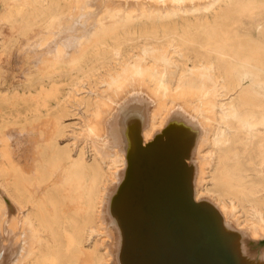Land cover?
<instances>
[{
    "label": "bare ground",
    "instance_id": "obj_1",
    "mask_svg": "<svg viewBox=\"0 0 264 264\" xmlns=\"http://www.w3.org/2000/svg\"><path fill=\"white\" fill-rule=\"evenodd\" d=\"M100 4L0 0V264H264V0Z\"/></svg>",
    "mask_w": 264,
    "mask_h": 264
},
{
    "label": "rangeland",
    "instance_id": "obj_2",
    "mask_svg": "<svg viewBox=\"0 0 264 264\" xmlns=\"http://www.w3.org/2000/svg\"><path fill=\"white\" fill-rule=\"evenodd\" d=\"M103 1L105 2V0H101V4H100L101 7H102V3H104ZM132 1H135V0H132ZM24 40H25V37L18 38L15 44L8 50L6 55H4L2 60L0 61V65L2 66V71L0 74V80H1L0 89H5L7 87H12V86H16L20 88L23 78H25L26 76V72L33 68L32 62L33 63L36 62L34 57H27L25 50H22L23 47L25 46L24 44H26ZM19 47H21L22 49L19 50L20 49ZM23 53H24V56L22 55ZM22 57H24V59H22ZM29 60L31 62H29ZM25 65L27 67H25Z\"/></svg>",
    "mask_w": 264,
    "mask_h": 264
},
{
    "label": "water",
    "instance_id": "obj_3",
    "mask_svg": "<svg viewBox=\"0 0 264 264\" xmlns=\"http://www.w3.org/2000/svg\"><path fill=\"white\" fill-rule=\"evenodd\" d=\"M186 211H187V212H190V211H188V210H186ZM190 213H191V212H190ZM207 236H208V234L205 233V241H206V240H210V237L208 236V237H209V238H208ZM200 242H201V241H200ZM200 242H199V243H200ZM190 255H191V254H190ZM190 255H189L188 257H190ZM190 258H191V257H190Z\"/></svg>",
    "mask_w": 264,
    "mask_h": 264
}]
</instances>
